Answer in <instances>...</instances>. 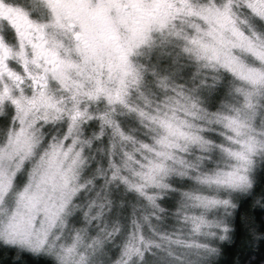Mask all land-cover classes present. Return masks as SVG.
Instances as JSON below:
<instances>
[{"label":"snow or ice","instance_id":"1","mask_svg":"<svg viewBox=\"0 0 264 264\" xmlns=\"http://www.w3.org/2000/svg\"><path fill=\"white\" fill-rule=\"evenodd\" d=\"M0 257L264 264V0H0Z\"/></svg>","mask_w":264,"mask_h":264},{"label":"trees","instance_id":"2","mask_svg":"<svg viewBox=\"0 0 264 264\" xmlns=\"http://www.w3.org/2000/svg\"><path fill=\"white\" fill-rule=\"evenodd\" d=\"M253 258L256 259L257 262H259V260H260V253L259 252L255 253L254 256H253ZM2 259H3V257H0V260H2ZM8 259H11V257L9 256Z\"/></svg>","mask_w":264,"mask_h":264}]
</instances>
